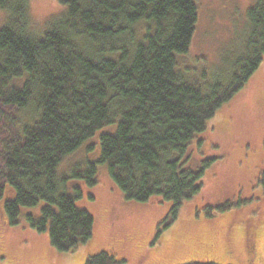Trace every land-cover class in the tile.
Masks as SVG:
<instances>
[{
  "label": "trees",
  "instance_id": "16d2710c",
  "mask_svg": "<svg viewBox=\"0 0 264 264\" xmlns=\"http://www.w3.org/2000/svg\"><path fill=\"white\" fill-rule=\"evenodd\" d=\"M57 1L60 11L38 30L29 0H0V200L6 186L14 192L3 204L7 222L15 226L22 217L33 230L46 232L59 252L85 245L94 217L78 205L83 187L71 181L94 186L104 164L126 199L169 202L165 229L180 206L200 193L216 159L184 167L188 152L200 149L207 121L263 61L264 0H253L244 41L226 49L219 72L196 71L178 60L193 39L196 0ZM97 143L99 156L86 160ZM79 153L78 162L61 173L60 166ZM37 206L38 214L23 213ZM258 207L222 219L226 234L241 236L244 244L256 238L264 217ZM237 222L243 227L231 229ZM203 256H181L176 264H249L255 253L243 252L244 262L229 250L219 258ZM260 260L264 264V253ZM122 262L98 249L83 264Z\"/></svg>",
  "mask_w": 264,
  "mask_h": 264
},
{
  "label": "rangeland",
  "instance_id": "374dc122",
  "mask_svg": "<svg viewBox=\"0 0 264 264\" xmlns=\"http://www.w3.org/2000/svg\"><path fill=\"white\" fill-rule=\"evenodd\" d=\"M196 4L198 20L193 39L187 54L178 56L182 58L178 60L196 71L206 68L219 72L226 49L244 41L248 32L247 10L253 0H196ZM60 9L57 0H29L31 20L38 30H44L45 22ZM206 127L200 149L190 150L183 165L195 169L204 158L216 159L202 179L200 193L180 206L177 218L165 229L161 222L168 216L169 202L157 196L145 203L126 199L106 166L99 164L94 186L88 188L77 182L80 180L71 181L83 187L84 197L78 205L94 217L92 237L73 251H56L48 234L33 230L22 217L17 225H9L3 204L14 192L6 186L0 200V264H82L91 251L98 249L123 260L121 264H171L181 256L183 261H192L205 258L204 254L219 258L228 250L237 259L242 258L241 262L247 260L241 256L243 252L255 253L249 264H255L258 256L257 264H261L264 217L257 226L256 238H250L248 244L237 234L232 239L221 223L236 209L252 204L264 208V57L245 87L216 111ZM94 153L86 160L99 156L98 143L88 155ZM80 155L68 159L59 171L66 173ZM227 202L233 206L222 212L215 208ZM26 211L38 214L39 206L24 208L23 213ZM207 211L212 216H207ZM243 225L237 222L231 229H241ZM222 248L223 252L219 251Z\"/></svg>",
  "mask_w": 264,
  "mask_h": 264
},
{
  "label": "flooded vegetation",
  "instance_id": "af4514ba",
  "mask_svg": "<svg viewBox=\"0 0 264 264\" xmlns=\"http://www.w3.org/2000/svg\"><path fill=\"white\" fill-rule=\"evenodd\" d=\"M178 260L179 259L175 260L173 264H176V263L180 262V260L179 261ZM140 262H141V260H140Z\"/></svg>",
  "mask_w": 264,
  "mask_h": 264
}]
</instances>
